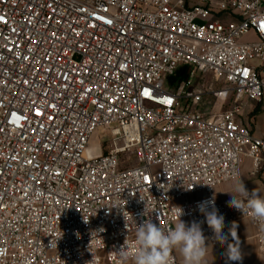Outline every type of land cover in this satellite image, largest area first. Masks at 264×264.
Segmentation results:
<instances>
[{
    "label": "built area",
    "instance_id": "2783aa9c",
    "mask_svg": "<svg viewBox=\"0 0 264 264\" xmlns=\"http://www.w3.org/2000/svg\"><path fill=\"white\" fill-rule=\"evenodd\" d=\"M197 74L233 106L202 115ZM249 100L264 107V0H0V264H124L137 225L174 226L178 207L226 254L197 208L213 197L264 256L260 222L216 196L245 161L264 182Z\"/></svg>",
    "mask_w": 264,
    "mask_h": 264
},
{
    "label": "clouds",
    "instance_id": "9594fccd",
    "mask_svg": "<svg viewBox=\"0 0 264 264\" xmlns=\"http://www.w3.org/2000/svg\"><path fill=\"white\" fill-rule=\"evenodd\" d=\"M235 175H238L236 173ZM257 187L251 192L245 187L242 178L236 181L232 190L227 193L231 194V199L227 202L229 207L240 212L243 216L247 215L253 220H257L264 230V182H256ZM197 208L204 215L208 227L214 233V239L221 243L227 244L226 257L229 261H241L242 255L240 242L237 236V225L233 222L229 233H225V218L219 214L215 207V197L210 200L202 201L197 204ZM179 209V222L162 228L160 225L153 223L152 220H145L136 228V238L133 245L125 244L117 252L124 262L128 264H172L173 252H178L183 258V264H208V245L203 233L201 224L203 222L192 221L186 225L180 219L184 215L182 208ZM211 209V210H209ZM146 210L142 215L145 214ZM102 231V229H101ZM229 235L232 243H227ZM129 247L135 249L129 252Z\"/></svg>",
    "mask_w": 264,
    "mask_h": 264
},
{
    "label": "rangeland",
    "instance_id": "374dc122",
    "mask_svg": "<svg viewBox=\"0 0 264 264\" xmlns=\"http://www.w3.org/2000/svg\"><path fill=\"white\" fill-rule=\"evenodd\" d=\"M252 65H258L262 64L261 62L255 60L251 62ZM186 77H188V72H180L175 77H168L167 75H164L162 77V80L164 82L163 88L166 90H171V86H169L171 83L177 82L179 85L185 81ZM193 82H197L200 80V84L204 90V92L207 94L204 101L200 103V110L199 112L204 115L206 118H209L211 115L218 113L221 109L226 110L230 109L233 106V103L228 102L227 104L223 105L219 102H217L213 98V93L221 87V85L215 81H213V78L210 74L202 75L200 77L199 74L192 77ZM174 86V84H173ZM210 94V97L208 96ZM243 119L246 121V123L250 124L252 128L254 129V135L258 138H262L264 136V107L261 105H258L256 101H245L244 108H243ZM113 137L111 136L110 131H102L98 130L96 133L93 141L90 143V147L93 150L95 154L99 153H106L111 145ZM120 145V143H119ZM250 170V163L249 161H245L244 165L242 167V172L244 176L250 177V180L246 182V184L254 189L257 187L256 182H261L259 177L251 176L249 174ZM223 187H218L217 191H222Z\"/></svg>",
    "mask_w": 264,
    "mask_h": 264
},
{
    "label": "crops",
    "instance_id": "0c3cea01",
    "mask_svg": "<svg viewBox=\"0 0 264 264\" xmlns=\"http://www.w3.org/2000/svg\"><path fill=\"white\" fill-rule=\"evenodd\" d=\"M244 115V114H243ZM246 123V121L244 120ZM254 133V129L252 126L248 123ZM250 163V162H249ZM244 165V164H243ZM243 167V166H242ZM251 164H250V170L249 174L251 175ZM243 183L245 184V187L250 188L246 182L250 180V177L244 176L241 168V177ZM239 179V180H240ZM238 181V180H237ZM236 181L233 182H228L225 184H222L219 187H223L222 191H217L216 190V196L217 199L220 201L223 200H230L231 199V194L227 193L228 191L232 190V186ZM186 223V225H190L191 221L189 219L182 220ZM179 222V221H178ZM176 222V223H178ZM256 228L253 225V223L249 220L243 221L238 225V239L240 242V250H241V255H242V260L237 261L236 264H264V256L260 254L257 246V242L255 240V235H256ZM206 244L208 245V256L206 257L208 264H229L228 259L226 257V254L224 252L220 251H214L209 243L208 240H206ZM175 255L177 261L179 264H183V258L180 256L178 252H173Z\"/></svg>",
    "mask_w": 264,
    "mask_h": 264
}]
</instances>
